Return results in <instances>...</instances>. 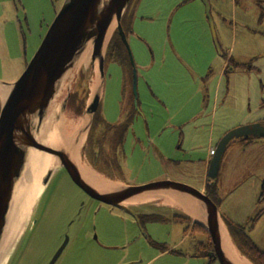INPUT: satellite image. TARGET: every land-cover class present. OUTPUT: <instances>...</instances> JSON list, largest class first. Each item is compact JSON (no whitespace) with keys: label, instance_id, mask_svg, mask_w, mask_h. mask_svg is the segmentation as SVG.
<instances>
[{"label":"rangeland","instance_id":"1","mask_svg":"<svg viewBox=\"0 0 264 264\" xmlns=\"http://www.w3.org/2000/svg\"><path fill=\"white\" fill-rule=\"evenodd\" d=\"M64 1L0 0V82L12 84L19 78ZM207 2L218 49L202 0H130L122 27L133 64L129 56L121 64L115 54H107L102 83L98 59L92 61L91 54L83 65L72 66L49 103L42 127L65 132L84 116L89 121L87 113L75 117L82 110L81 91L67 100V109L76 114L63 112L62 104L79 70L90 71V97L99 94V104L80 148L93 169L107 170L127 185L170 180L201 190L208 150L210 161L225 133L264 120V0ZM94 81L99 83L96 93L91 90ZM120 121L128 124L122 144H107L103 151L101 136L108 124ZM37 124H32L33 134ZM263 183L264 138L247 144L230 140L219 160L218 212L244 227L257 216L245 230L262 252ZM151 199L145 205L123 204L137 221L122 209L90 202L64 172L55 173L30 210L6 264H49L65 237L67 243L53 264H218L208 262V252L197 256V243L205 235L170 220L187 215L153 209ZM143 214L165 221L140 222L137 215ZM232 236L233 244L252 257L237 234Z\"/></svg>","mask_w":264,"mask_h":264},{"label":"water","instance_id":"2","mask_svg":"<svg viewBox=\"0 0 264 264\" xmlns=\"http://www.w3.org/2000/svg\"><path fill=\"white\" fill-rule=\"evenodd\" d=\"M129 2L130 0H65L22 74L15 82L7 84L9 90L0 106V239L6 224L14 187L22 176L27 152L32 149L53 156L59 166L66 170L70 180L90 198L122 209L135 218L131 209L123 205L124 201L132 197L160 190H173L193 197L203 208V223L200 224L209 234L212 258L218 264H233L221 247L219 221L222 220L218 208L201 190L186 184L161 180L139 185L118 186L114 191L99 192L83 178L77 159L76 162L71 160L64 150L47 146L34 136L43 129L41 122L61 79L67 70L74 66L75 58L89 41L92 45L91 59L92 61L98 59V73L102 83L104 63L102 50L105 52L109 41L104 49L103 44L113 21L116 23L113 33L117 32L129 56L130 63L133 64L126 35L121 26V19ZM202 2L205 5V14L210 24L214 44L218 49L209 13V4L207 0H202ZM131 73L133 100L134 106H136V75L133 65ZM69 96L70 92L67 93L64 104H62L63 112ZM98 104L99 94L90 99L81 114H89L87 131ZM35 120H37L38 126L35 127L36 133L33 134L32 124ZM248 137L264 138V126L256 123L225 133L215 145L206 175L214 176L218 173L220 157L230 140ZM52 173L53 170H47L43 175L41 180L43 190ZM104 179L115 184L110 179ZM20 209L18 206V210ZM19 213L21 211L18 212L17 218ZM66 243L67 237L64 238L49 264L55 262Z\"/></svg>","mask_w":264,"mask_h":264},{"label":"bare ground","instance_id":"3","mask_svg":"<svg viewBox=\"0 0 264 264\" xmlns=\"http://www.w3.org/2000/svg\"><path fill=\"white\" fill-rule=\"evenodd\" d=\"M116 26L115 21H113L107 32L105 42L103 44V49L109 41L113 30ZM91 41L87 42L80 54L75 58L74 65H83L86 63L91 54ZM103 51V50H102ZM99 89V83L94 81L91 90L93 93H96ZM0 95L2 99L5 98V91L3 88L0 89ZM65 112H72L70 109H65ZM73 114V112H72ZM74 115V114H73ZM88 124V117L84 116L81 120L74 126H67L65 132L58 131L57 129H52L49 131L47 127H43L38 133L34 136L37 140L41 141L43 144L50 146L52 148L64 150L71 160L76 162L78 161L79 170L83 178L91 184L99 192L114 191L119 186L117 183L113 184L112 182L106 181L103 177L94 174L89 166L80 162V147L83 140V132ZM59 166L57 160L46 153L38 152L36 150L29 149L27 152L26 164L22 173L21 178L18 180L14 187L13 196L9 205V210L6 217V224L3 229V233L0 239V264H6L7 260L12 252L14 242L20 235L23 226L27 220V216L34 207L35 203L39 199L42 190V177L47 170H53ZM151 196L149 195H139L132 197L123 202L137 203L141 201L145 203L149 200ZM172 204H176L183 208L187 213H189L197 222L202 223V212L198 205L192 202H181L166 200ZM18 206L19 209L18 210ZM19 217L17 218V214ZM220 224V243L223 252L227 258L233 264H250L240 253H238L226 232L225 226L222 221H219Z\"/></svg>","mask_w":264,"mask_h":264},{"label":"trees","instance_id":"4","mask_svg":"<svg viewBox=\"0 0 264 264\" xmlns=\"http://www.w3.org/2000/svg\"><path fill=\"white\" fill-rule=\"evenodd\" d=\"M122 26V25H121ZM123 28V27H122ZM124 30V28H123ZM125 32V30H124ZM115 54L113 57L116 59L117 62L123 64V59H128V54L126 52V49L124 47V45L122 44V42L120 41V38L117 34V32L115 31L104 52V59L105 56L107 54ZM87 94V90L86 92L83 94L82 98L84 100L85 95ZM71 96V95H70ZM84 110V107H82V110L80 112V115L82 114ZM97 111V110H96ZM95 117V115H94ZM93 117V119H94ZM93 121V120H92ZM92 123V122H91ZM260 125L264 126V120L262 122H259ZM128 124L126 122H124L123 124L120 125V127H118L117 129H119L121 132L119 135L117 136H111L109 137L108 140H110L112 137L115 140H118L117 142L115 141V145H120L122 144L123 140H124V131L127 129ZM113 129H115V126H112ZM89 131L90 129L87 131L86 133V141L88 140L89 137ZM101 148H102V140L105 139V141L107 140V137H103L101 136ZM256 138L253 137H248V138H240L239 141H241L244 144H247L253 140H255ZM114 143V142H112ZM113 145V144H112ZM111 179V178H109ZM112 180V179H111ZM216 181H217V174L214 176H205V181H204V186H203V191L204 194L207 195L211 201L217 206V202H218V197H217V191H216ZM262 188V193L260 195V199L262 197H264V183L261 185ZM262 211H260L259 213H261ZM137 217L139 218V221L142 222L143 220L145 221H165V219L160 216V215H155V214H143V215H137ZM220 218L225 226V229L231 239V242L233 244V234H237L238 238L240 239L242 245L244 246V248L246 250H248L249 252L252 253V257H247L245 255V253L243 252V248L241 246H237L236 244V248L238 250V252L245 257L251 264H264V252L260 251L257 246L251 241V239L249 238V236L246 233V228L253 225V223L255 222L257 216L255 218H250L249 219V224L247 227H244L243 225H238V224H234L231 221H229L227 218L223 217L222 215H220ZM171 221H175V222H185L186 223V227L190 229V231H199L202 232L205 235V241L204 242H198V254L197 256H206V253L209 251H212V244L210 242L209 239V234L207 232V230L202 226V224H200L199 222L196 221H192L191 218L186 217V216H181V215H172L170 217ZM234 245V244H233ZM234 245V246H235ZM165 251V250H164ZM172 252V250H171ZM211 261H214V259L212 258V255H210L208 257V262L210 263Z\"/></svg>","mask_w":264,"mask_h":264},{"label":"crops","instance_id":"5","mask_svg":"<svg viewBox=\"0 0 264 264\" xmlns=\"http://www.w3.org/2000/svg\"><path fill=\"white\" fill-rule=\"evenodd\" d=\"M128 10V9H127ZM126 14V13H125ZM125 16H124V20H125ZM126 23V22H125ZM127 25V23H126ZM90 73V71H87V72H84L83 70H79L74 82H73V86H72V90L70 91V95L71 96H76L77 94H79V92L81 91L82 92V96L83 94L86 92L87 90V94L85 95L84 97V100L82 101V107H85L91 97V91H90V87L88 86V81H89V78H88V74ZM85 74H87V76H85ZM3 88L4 91H5V96L9 90V85L7 84H3L2 82H0V89ZM4 99H2L1 95H0V106L2 104ZM65 111V110H64ZM70 111L73 112V114H76V112L73 110V109H70ZM75 117H79V114L75 115ZM120 122H123V121H120ZM113 138V137H112ZM111 138V139H112ZM211 156V149L208 150L207 154H206V164H207V167H208V164H209V158ZM90 168V167H89ZM91 169V168H90ZM208 169V168H207ZM91 171L94 173V174H97L96 172H94L92 169ZM107 173V170H105V177H108V178H111L112 181H114L115 183H117L119 186H124V184H126L125 182H123L120 178H117L115 176H109L106 174ZM98 175V174H97ZM168 178V177H167ZM203 187L201 189V191L203 192ZM151 193V202H150V205L153 207V209H171V210H176V211H179L180 214H183V215H187L189 218L192 219V221H196L189 213H187L183 208H181L180 206L176 205V204H172L171 202H167L166 200H170L172 202H175V201H181L182 203L183 202H192L196 205L199 206L200 208V211L202 212L203 214V208L201 207V205L199 204V202L194 199L193 197L189 196V195H186V194H183V193H180V192H177V191H173V190H160V191H154V192H149ZM146 204V203H145ZM143 203V205H145ZM138 209L141 210V207H138ZM202 223H203V219H202ZM227 232V231H226ZM202 233V232H201ZM203 234V233H202ZM228 234V233H227ZM204 235V234H203ZM229 236V235H228ZM230 239V237H229ZM231 241V239H230ZM232 243V242H231ZM233 245V244H232ZM234 249L238 252L237 248L233 245ZM239 253V252H238ZM247 260V259H246ZM248 261V260H247ZM248 263H250L248 261ZM251 264V263H250Z\"/></svg>","mask_w":264,"mask_h":264},{"label":"flooded vegetation","instance_id":"6","mask_svg":"<svg viewBox=\"0 0 264 264\" xmlns=\"http://www.w3.org/2000/svg\"><path fill=\"white\" fill-rule=\"evenodd\" d=\"M126 13V12H125ZM125 15V14H124ZM123 18H124V16H123ZM121 19V25L123 26V22H124V19ZM124 28V27H123ZM124 30H125V35H126V29L124 28ZM66 108H67V106H66ZM65 108V109H66ZM124 123V121L123 122H120V123H117L116 125H115V129H113V127H112V125H110V124H108V129H107V131L105 132V137H107V140L105 141V139L103 140V144H102V150L103 151H105V147L107 146V144H110V143H112V142H114V143H112L113 145H115V141L117 142L118 140H115L114 138H112V139H110V140H108L109 139V137H111V136H117V135H119L121 132H119L120 130L119 129H117L118 127H120V125L121 124H123ZM126 131H127V129L124 131V134L126 133ZM89 134H90V131H89ZM110 134H112L111 136H109ZM86 143V142H85ZM107 148H108V146H107ZM80 155H79V157H80V162L81 163H84V164H86L87 166H89L94 172H96L99 176H102V177H104V178H107V179H109L108 177H105V171H100L99 169H96V168H94V169H96V170H94L93 169V166H91L90 165V162H88V158H87V156L85 155V153H84V150L81 148L80 149ZM58 172H64L67 176H68V174H67V172H66V170L63 168V167H61L60 166V168L57 170V171H53V173H52V175L51 176H53L55 173H58ZM69 177V176H68ZM70 179V178H69ZM111 180V179H110ZM127 184H124V186H126ZM80 191L84 194V196L85 197H87L88 199H90V202H93V203H95V204H97V205H99V206H102V205H106V206H109V207H114V206H110V205H107V204H104V203H102V202H100V201H97V200H95V199H92V198H90L88 195H86L81 189H80ZM203 193H204V191H203ZM131 209V208H130ZM208 253H210V255H212L213 254V252L212 251H209Z\"/></svg>","mask_w":264,"mask_h":264}]
</instances>
